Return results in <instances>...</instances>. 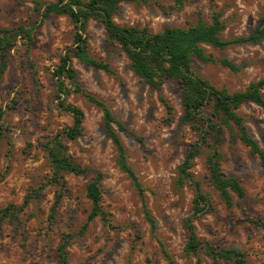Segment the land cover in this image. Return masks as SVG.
<instances>
[{"label": "rangeland", "instance_id": "374dc122", "mask_svg": "<svg viewBox=\"0 0 264 264\" xmlns=\"http://www.w3.org/2000/svg\"><path fill=\"white\" fill-rule=\"evenodd\" d=\"M50 1L54 0H0V27L30 28L29 36L18 35L9 50L8 67L0 81V122L5 125L0 135V208L19 205L25 196H34L16 217L0 218V264H57L61 234L77 232L90 210L84 187L93 171L66 172L63 186L51 181L53 171L45 144L72 122L71 115L56 105L51 72L64 48L73 44L75 27L65 14L40 18L43 3ZM210 2L220 11L223 38L248 34L259 17H264V0H186L181 7L174 0H122L113 19L121 25L147 26L151 31L188 26L199 19L209 23ZM85 34L89 55L108 62L115 73L75 56L72 65L81 88L104 101L124 123L126 130L118 133L143 199L132 178L116 162L102 110L81 92L71 91L66 101L82 109L83 129L74 139L62 138L63 143L75 161L102 172L101 207L110 225L100 216L89 221L67 247L68 264H194L197 257L202 264H213L202 251L193 254L184 250L182 220L191 213L192 189L177 183L176 178L194 134L180 121L178 84L167 80L160 91L151 88L130 67L119 47L106 40L97 19L88 20ZM201 46L211 60L194 57L192 65L216 87L232 92L244 89L250 81L264 79V38L225 47ZM222 58L237 69L221 64ZM261 92L264 96V84ZM159 93L173 105L170 117ZM236 111L264 150V110L248 100ZM220 150L223 171L240 179L245 196L239 204L232 194V205L227 206L208 181L206 153H201L192 172L209 194L212 207L194 222L196 232L218 246L244 251L249 264H264V226L248 219L264 221V169L257 155L227 127ZM143 201L154 220L153 229L145 217ZM219 264L233 263L221 260Z\"/></svg>", "mask_w": 264, "mask_h": 264}, {"label": "trees", "instance_id": "16d2710c", "mask_svg": "<svg viewBox=\"0 0 264 264\" xmlns=\"http://www.w3.org/2000/svg\"><path fill=\"white\" fill-rule=\"evenodd\" d=\"M120 1L122 0H54L44 2V9L40 13L41 19L50 13L65 14L75 27L73 44L64 48L58 63L51 72L57 99L56 105L72 117L71 124L65 126L61 132L45 144L53 171L51 181L63 186L62 178L66 172L73 174H82L89 170L94 172L84 187L85 196L90 201V210L86 220L77 232L61 234L56 247V263L68 264V245L76 235L84 232L88 222L96 216H100L105 224L110 225V220L101 207L102 172L75 161L67 153L63 143L62 138L74 139L81 134L83 129L84 113L82 109L66 101L67 95L71 91L81 92L102 110L106 135L116 151V162L132 178L143 199L140 182L127 162L126 149L118 133L119 130H126L124 123L114 116L104 101L81 88L77 71L72 65L71 58L75 56L106 72L115 73L108 62L95 59L88 53L85 30L88 20L95 18L102 23L106 40L119 47L128 59L130 67L151 88L160 91L162 84L167 80L175 81L180 88L182 107L180 121L187 124L194 134V139L185 147L183 159L177 167L176 178L177 183H186L192 189L191 213L182 220L186 231L184 250L193 254L202 251L213 264H219L221 260L233 264H249L244 251L232 247H221L198 236L194 222L210 210L212 205L209 194L202 188L201 181L194 177L192 167L195 159L205 151V167L210 184L227 206L232 205V194H235L239 204H242L245 188L239 178L227 175L223 171L220 144L223 140L225 127H227L234 136L248 146L251 153L257 155L264 169V150L248 131L243 116L236 111L240 104L248 100L264 110V96L261 92L264 79L250 81L244 89L229 92L225 88L216 87L201 76L193 67L192 59L196 57L201 60H211L210 56L204 53L201 43L214 47H225L232 43L260 41L264 38V17H259L257 24L248 34L223 38L220 36V31L224 26L220 19V11L213 8V4L210 2L211 21L209 23L199 19L198 22L188 26L171 25L165 26L159 31H151L147 26L116 23L113 15ZM130 1L146 2L149 0ZM174 1L178 7H181L186 0ZM21 34L29 36L30 28L22 25L0 27V81L8 67L9 50L15 45L17 36ZM220 63L231 69H237V66L226 58L220 59ZM158 97L170 117L173 105L161 93ZM2 115L3 111L0 110V116ZM4 129L5 125L0 122V135ZM136 138L141 140L140 136H136ZM35 195L37 194L35 193ZM32 197L34 196L27 195L19 205L10 204L0 208V218L16 217ZM57 201L58 197L51 207L52 211L56 209ZM143 209L145 217L153 229L155 223L150 213L145 210L144 201ZM248 219L255 224L264 226V221L261 219ZM166 256L169 258L168 254ZM194 264H202L201 258L197 257Z\"/></svg>", "mask_w": 264, "mask_h": 264}]
</instances>
